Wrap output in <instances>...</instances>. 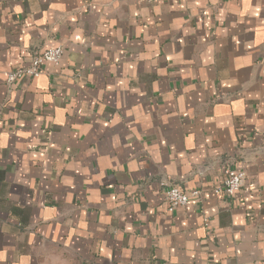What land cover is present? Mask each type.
<instances>
[{
  "label": "clouds",
  "instance_id": "1",
  "mask_svg": "<svg viewBox=\"0 0 264 264\" xmlns=\"http://www.w3.org/2000/svg\"><path fill=\"white\" fill-rule=\"evenodd\" d=\"M0 264H264V0H0Z\"/></svg>",
  "mask_w": 264,
  "mask_h": 264
}]
</instances>
